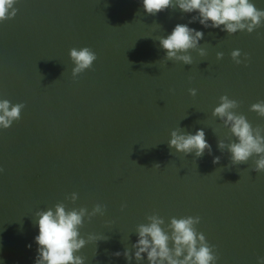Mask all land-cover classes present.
<instances>
[{"label":"water","instance_id":"1","mask_svg":"<svg viewBox=\"0 0 264 264\" xmlns=\"http://www.w3.org/2000/svg\"><path fill=\"white\" fill-rule=\"evenodd\" d=\"M253 2L264 9V0ZM15 7L17 16L0 23V98L25 108L0 131L3 264H35V213L61 202L105 207L80 229L84 238L109 237L82 250L87 264H128L113 253L136 242L137 226L151 214L166 223L199 216L197 230L218 264H257L264 257V172L253 170L255 157L233 165L218 149L230 133L212 112L228 95L253 127H264L250 110L264 100V24L229 35L189 24L196 14L179 9L149 15L141 0H19ZM178 23L204 32L207 55L193 51L191 65L168 61L153 39ZM85 46L98 59L73 78L70 49ZM237 49L241 64L231 57ZM178 127L203 128L211 154L170 149Z\"/></svg>","mask_w":264,"mask_h":264},{"label":"clouds","instance_id":"2","mask_svg":"<svg viewBox=\"0 0 264 264\" xmlns=\"http://www.w3.org/2000/svg\"><path fill=\"white\" fill-rule=\"evenodd\" d=\"M18 2L19 0H0V23L17 16L18 9L15 6ZM141 2L143 10L149 15L155 16L170 8L179 9L186 14H196L189 24L198 21L204 28L220 29L229 35L243 31L251 34L264 24V9H258L253 0ZM189 24L178 23L167 35L152 37L159 42L168 61L191 65L194 62L191 55L193 51H197L201 57L207 55L200 43L204 39V32ZM241 55L238 49L231 53L237 64L243 62ZM69 56L74 65L73 78L91 69L98 59L97 54L86 46L70 49ZM217 59H223V53H217ZM190 94L196 96L197 91L190 89ZM24 108L23 103L13 104L8 99L0 98V131L11 128L14 122L19 121ZM238 108L237 100L223 95L212 112V116L221 121L230 133L227 140L218 139V149L230 153L233 165L248 163L255 157L253 170L257 173L264 172V127H253L244 114L236 111ZM250 110L264 118V100L252 104ZM168 146L175 153L184 156L194 154L196 158H202L205 151L209 154L212 152L203 128L194 133L180 127L172 130ZM219 161L220 158L215 157L213 163L218 164ZM3 172L4 169L0 167V174ZM78 198L77 193H72L68 199L75 204ZM104 213L105 207L100 204L89 211L87 207L69 208L63 202L36 212L33 218V224L38 228V234L34 237L38 246L35 264H87L86 258L80 255L82 250L90 243L97 245L99 241H107L109 237L89 234L84 238L80 229L86 219L91 221ZM146 219V223L139 224L136 228V242L131 247L125 244L123 252L117 251L113 255H123L128 264H132L133 259L136 264H145V261L146 264H218L214 246L209 245L205 235L197 230V225L201 222L199 216H173L168 223L158 214L148 215ZM0 264H3L2 260ZM257 264H264V257H258Z\"/></svg>","mask_w":264,"mask_h":264}]
</instances>
